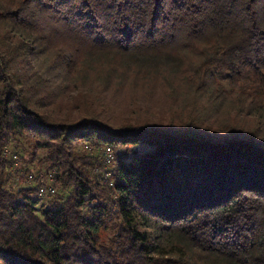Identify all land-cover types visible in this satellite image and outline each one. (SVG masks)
I'll use <instances>...</instances> for the list:
<instances>
[{
    "label": "trees",
    "instance_id": "16d2710c",
    "mask_svg": "<svg viewBox=\"0 0 264 264\" xmlns=\"http://www.w3.org/2000/svg\"><path fill=\"white\" fill-rule=\"evenodd\" d=\"M0 264H264V0H0Z\"/></svg>",
    "mask_w": 264,
    "mask_h": 264
},
{
    "label": "rangeland",
    "instance_id": "374dc122",
    "mask_svg": "<svg viewBox=\"0 0 264 264\" xmlns=\"http://www.w3.org/2000/svg\"><path fill=\"white\" fill-rule=\"evenodd\" d=\"M155 107V110L153 112H150L149 114H146V112H141V113H137L142 122H146L148 124H156L159 122V118L160 115H164L167 114V109H164V111H160V107ZM108 116H110L111 118L114 119L115 122H118V124H122V123H127V120H130L134 123V119L138 118V116L136 114H132V113H126L123 108H118V107H111L110 110H108ZM137 120V119H136ZM10 152L13 153V155H17V160H14L12 158V154L10 153L8 155V161H9V165L7 167L8 169V173L10 175L11 180L13 181V190L14 191H18L21 187H24V184H22V182H20L19 177L21 176H25L26 172V168H31L30 165L25 164L24 163V158H22L21 154H17V151H14L11 147ZM94 157H99L96 160L98 161V163L96 162L97 165L101 166V169L103 168V173L105 175V177H107V172L108 170H111V168L106 167V164L103 161V156L100 153H97L96 151L93 153ZM92 155V156H93ZM19 161V162H18ZM113 162H111L112 164ZM33 172H35L34 169H32ZM111 175V174H110ZM108 173V176H110ZM19 179V180H18ZM24 182L26 183V181L24 180ZM56 183V180H55ZM27 184V183H26ZM10 185H12L10 183ZM10 185H8L7 187H10ZM28 186H30V184H27ZM63 194V193H61ZM52 198L49 199V197L47 198H39L38 199V208L39 212H41V210L43 209V207L45 206V204H47L46 202L50 201Z\"/></svg>",
    "mask_w": 264,
    "mask_h": 264
},
{
    "label": "built area",
    "instance_id": "2783aa9c",
    "mask_svg": "<svg viewBox=\"0 0 264 264\" xmlns=\"http://www.w3.org/2000/svg\"><path fill=\"white\" fill-rule=\"evenodd\" d=\"M96 152L100 153L103 156V161L106 166L111 165V162H114L115 160L114 151L108 150V147L98 148L96 149ZM11 154L12 158L14 160H17V155H13V153ZM27 181L38 188V194L41 198H50L55 196L57 193L54 172L42 173L39 176L28 174Z\"/></svg>",
    "mask_w": 264,
    "mask_h": 264
},
{
    "label": "bare ground",
    "instance_id": "6f19581e",
    "mask_svg": "<svg viewBox=\"0 0 264 264\" xmlns=\"http://www.w3.org/2000/svg\"><path fill=\"white\" fill-rule=\"evenodd\" d=\"M108 150H112V148H108ZM109 175H110V173H109ZM112 175V174H111ZM109 177V176H108Z\"/></svg>",
    "mask_w": 264,
    "mask_h": 264
}]
</instances>
